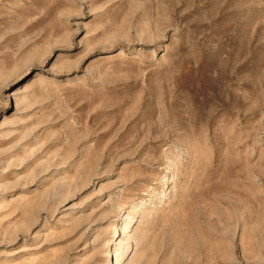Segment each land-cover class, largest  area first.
<instances>
[{"label": "rangeland", "instance_id": "1", "mask_svg": "<svg viewBox=\"0 0 264 264\" xmlns=\"http://www.w3.org/2000/svg\"><path fill=\"white\" fill-rule=\"evenodd\" d=\"M0 264H264V0H0Z\"/></svg>", "mask_w": 264, "mask_h": 264}]
</instances>
